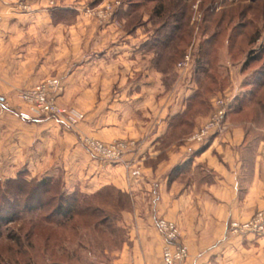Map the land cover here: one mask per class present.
<instances>
[{
	"label": "crops",
	"instance_id": "obj_1",
	"mask_svg": "<svg viewBox=\"0 0 264 264\" xmlns=\"http://www.w3.org/2000/svg\"><path fill=\"white\" fill-rule=\"evenodd\" d=\"M72 3L79 9L65 22L63 8ZM81 4L0 0V99L9 104L0 115V177L26 169L61 178L68 192L112 186L126 194L116 221L125 238L104 247L101 264H164L162 217L182 229L188 256L180 264H264V233L228 227L264 208V72L243 68L223 43L226 59L215 64L205 46L203 73L193 75L158 58L148 40L153 28L129 23L134 11L124 6L96 25ZM228 64L236 65L231 73L214 66ZM52 76L63 82L59 102L83 118L73 126L42 116L21 126L16 92ZM222 93L234 96L225 126L188 150L185 138L207 120L210 97ZM86 137L122 141L120 157L92 152Z\"/></svg>",
	"mask_w": 264,
	"mask_h": 264
},
{
	"label": "rangeland",
	"instance_id": "obj_2",
	"mask_svg": "<svg viewBox=\"0 0 264 264\" xmlns=\"http://www.w3.org/2000/svg\"><path fill=\"white\" fill-rule=\"evenodd\" d=\"M116 1H118L117 6L114 7L112 13L105 20L96 13L100 9L101 11L105 10L109 2L113 3ZM140 1H142L140 6L144 15L142 16L141 13L139 16L134 15L129 19V23L151 26L153 29H151V35L148 39L150 42H155L157 39L155 40L154 38L157 35L161 37V35L165 34L169 30L168 26L172 24H175L179 31L178 34L180 32L183 33V31L188 33V29L191 30L192 40L186 49H178L177 63L186 54H189L190 63L187 68L192 71L193 75L203 73L202 58L205 46L210 45L209 57L215 60V64L222 56L223 59H226L227 56L222 55L217 47L223 43V46H230L228 51L231 58H241L243 68H258L256 71L264 72V0H201L199 3H196V0ZM74 3L72 5L68 4L63 8L65 22L72 21L75 17L74 14L79 9L78 5ZM81 6V10L85 12L86 17L89 18L88 20L93 21L96 25L107 23L114 13L124 8V6H126L127 10L131 8L129 0H82ZM184 37V41L187 42L189 35ZM201 39H208V42L204 46H200V48L202 46L203 48L197 49L196 42H200ZM233 42L237 43L236 47ZM181 50L182 52H180ZM169 53L170 49L163 51L164 55L169 56ZM181 55L182 57H180ZM248 57L252 59L248 65L244 66V62ZM214 66L219 74L228 70L231 73L233 68H236V65L232 66L229 64L225 68L220 67V65ZM176 67L178 69H187L179 68L177 64ZM205 68L207 69L208 67L205 66ZM203 83L204 81L202 85ZM18 174L26 181H32L37 178V176H32L26 169L20 170ZM6 179L0 177L1 183L5 184ZM60 182L55 187L59 190L57 195L63 194L67 196L69 192L63 188V180H60ZM20 183L22 182L13 181L9 184L12 192L15 190L23 192L18 195L14 193L9 195L10 200L13 202V208H11L12 206L8 208L7 202L4 204L6 206V214L12 215L13 219L0 225V264H27L29 262L34 264H75L71 260H65L63 258L65 257V251H62L63 247H65L66 250L72 253L76 243L80 245L78 242L79 238L75 237L73 226L77 220L63 224H59L56 219L55 221L49 220L46 214L52 206H47L46 203L48 196L54 194V192L45 193L41 196L36 191V186L32 183H22L25 185L22 189L18 188L21 185ZM38 204H40V209H37V211L30 210L31 206H38ZM79 229V227H76V230ZM89 252L86 247L84 253L88 254ZM103 261L104 258L102 259Z\"/></svg>",
	"mask_w": 264,
	"mask_h": 264
},
{
	"label": "trees",
	"instance_id": "obj_3",
	"mask_svg": "<svg viewBox=\"0 0 264 264\" xmlns=\"http://www.w3.org/2000/svg\"><path fill=\"white\" fill-rule=\"evenodd\" d=\"M141 3L142 1L140 0H129V4L131 6L129 10L134 11L132 16H139L140 11H143L140 6ZM136 11H139L138 15ZM168 27L169 30L165 34L161 35V37L157 35L155 38V40H157L154 43V50L157 53L158 58L161 59L164 55L163 51L168 47V45H170L168 63H172L177 60L178 49H186L190 44L192 37L191 30L189 29L188 33L187 31H183V33H185L183 35L182 32L178 34L179 31L175 24L169 25ZM185 35H189L187 42L184 41ZM204 42L205 40L201 39L199 44H197V49L203 48V46L201 48L200 46L204 45ZM180 52H182V50ZM180 57H182V55ZM251 59L252 58L248 57L244 62V66L248 65ZM59 179L62 180L61 178L44 176L41 178L37 177L32 181H26L20 177V174H18L14 178H7L5 184H2L0 181V225L13 219L12 215L6 214V206H4L5 202L8 203V208H10L13 204L9 195L12 193L17 195L23 193L21 190H15L12 192L9 188V184H11V182L21 181L22 183H32L36 186V191H38L41 196L45 193L50 194L53 191L54 194H51L47 198L48 201L46 205L52 206V208H50L49 212H47L46 217L51 221H55L56 219L59 224L74 222L77 220L76 224L73 226L75 230V237L79 238L78 242L80 243V245L76 243V247L72 250V253L63 247L62 252L65 251L66 258L63 257L62 254L61 256L65 260H71L72 263L75 264H101L102 259L104 258L102 256L104 247L108 245L109 247L118 248L125 238V229L119 226L116 221L119 217L121 209L128 203L129 198L126 194L120 192L112 186H107L93 194H86L81 191L74 190L69 192L67 196L58 194L59 197H57L59 190L55 187L58 186L60 182ZM22 183H20L21 185H19L18 188L22 189V187L25 186ZM31 207L32 208L30 210L34 211L41 208L40 204H38V206ZM11 208H13V206ZM75 226L80 229L76 230ZM86 247L88 248V251H90L88 253L89 255L84 253ZM27 264L34 263L29 262Z\"/></svg>",
	"mask_w": 264,
	"mask_h": 264
},
{
	"label": "built area",
	"instance_id": "obj_4",
	"mask_svg": "<svg viewBox=\"0 0 264 264\" xmlns=\"http://www.w3.org/2000/svg\"><path fill=\"white\" fill-rule=\"evenodd\" d=\"M201 0H196L199 3ZM118 1L109 2L107 8L96 12L103 20L107 18L117 6ZM190 56L186 54L177 63L179 68H187ZM63 84L58 77L52 76L43 79L39 83L20 89L16 97L21 104L16 108L19 123L24 127H31L34 119L42 116L62 117L69 125H75L84 114L72 107H67L59 102V96L63 92ZM234 103L231 93L213 95L210 100V113L207 120L195 131L185 138L188 150H192L194 144H205L209 139L225 126L228 112ZM9 106L8 102L0 99V115ZM85 145L94 153L106 159L120 157L124 143L120 140L105 142L100 139L86 137ZM157 226L163 234L164 243L161 247V255L164 264H180L188 256V246L183 240V232L180 226L173 220L159 218ZM229 230L233 233L244 234L253 232L264 233V208L254 212L248 219H232L229 222Z\"/></svg>",
	"mask_w": 264,
	"mask_h": 264
}]
</instances>
